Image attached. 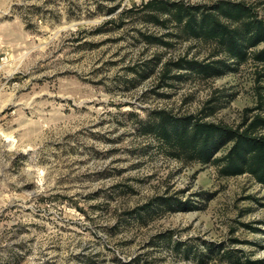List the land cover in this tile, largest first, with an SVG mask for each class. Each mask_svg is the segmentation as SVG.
I'll return each instance as SVG.
<instances>
[{
    "label": "rangeland",
    "instance_id": "1",
    "mask_svg": "<svg viewBox=\"0 0 264 264\" xmlns=\"http://www.w3.org/2000/svg\"><path fill=\"white\" fill-rule=\"evenodd\" d=\"M149 1L217 0H0V264H235L228 251L264 264V185L177 158L143 131L156 109L197 114L213 97L210 121L264 118V63L162 85L164 61L217 48L185 39L170 12L140 10ZM232 1L264 19V0ZM151 58L156 73L138 81ZM162 195L198 208L168 210ZM210 244L222 248L203 263Z\"/></svg>",
    "mask_w": 264,
    "mask_h": 264
},
{
    "label": "trees",
    "instance_id": "2",
    "mask_svg": "<svg viewBox=\"0 0 264 264\" xmlns=\"http://www.w3.org/2000/svg\"><path fill=\"white\" fill-rule=\"evenodd\" d=\"M119 6V3L114 5L108 12L114 13ZM149 8L153 11L170 12L175 22L181 27L185 39L213 43L217 48V51L209 58L203 60L181 56L164 61L158 74V79L164 86L171 84L173 80L181 79L184 73L209 79L236 71L249 59L264 63V47L254 50L264 42V19L260 18L253 7L245 2L217 0L207 5L187 4L180 1L171 3L149 1L140 10L145 11ZM140 10L129 8L124 12L131 14ZM154 14L152 18L159 20L158 13ZM117 15L122 16V14ZM116 21V18L111 17L104 20L97 28L116 23ZM123 22L121 19L119 26L123 25ZM141 35L148 44H170L157 35L149 33H141ZM160 62L159 58L156 60L151 58L143 61L139 68H133L136 70L138 81L153 76ZM216 100V97L210 98L207 101L208 106L205 105L206 107L197 114L176 115L165 109H156L152 118L145 123L143 131L156 135L177 158L187 162L218 164L219 172L225 177L248 173L264 185V133L257 131L259 128H264V118L257 115L251 121L245 119L236 127L210 121L206 118L219 109ZM227 146L229 148L222 157H215ZM153 200L158 206H164L171 211L198 208L174 195H162ZM235 241L237 242L236 239ZM221 248L220 244L207 245L206 251L197 253V259L204 263ZM224 256L229 257L235 264L260 263V260L251 259L249 256L242 261V256L231 251Z\"/></svg>",
    "mask_w": 264,
    "mask_h": 264
}]
</instances>
